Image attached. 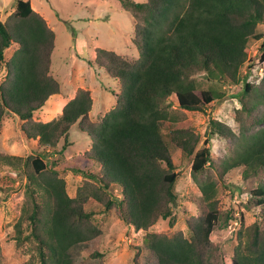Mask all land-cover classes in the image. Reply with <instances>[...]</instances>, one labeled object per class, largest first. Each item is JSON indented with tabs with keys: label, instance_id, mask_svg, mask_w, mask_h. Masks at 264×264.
I'll return each instance as SVG.
<instances>
[{
	"label": "trees",
	"instance_id": "trees-1",
	"mask_svg": "<svg viewBox=\"0 0 264 264\" xmlns=\"http://www.w3.org/2000/svg\"><path fill=\"white\" fill-rule=\"evenodd\" d=\"M118 1L133 18L139 57L96 49L95 64L117 80L119 90L108 88L116 104L95 120L87 88L77 90L58 118L37 119L48 99L63 93L52 72L56 32L30 0H16L8 19L0 18V130L11 114L22 122L25 139L36 143V152L26 156L0 150V168L26 180V200L15 224L17 245L32 252L26 264H73L72 250L102 237L113 213L142 231L143 246L158 264H223L212 234L237 219L221 204L232 185L228 177L238 171L244 179H258L249 201L257 220L246 225L244 213L238 218L242 229L231 263L264 264V76L260 83L247 82L238 98V129L210 119L203 141L181 115L205 112L227 96L219 85L241 83L250 41L264 38L259 31L264 0ZM260 50L264 62V39ZM75 126L90 137L91 146L60 159L72 145ZM214 136L230 142L220 158L210 146ZM176 149L191 165L201 191L194 199L198 214L186 218L188 234L153 230L160 220H168L170 229L178 223L174 208L181 167L173 157ZM52 155L58 156L49 164L45 157ZM58 164L82 176L76 196L69 194ZM3 190L9 189L0 186ZM88 255L105 257L99 250Z\"/></svg>",
	"mask_w": 264,
	"mask_h": 264
},
{
	"label": "rangeland",
	"instance_id": "rangeland-1",
	"mask_svg": "<svg viewBox=\"0 0 264 264\" xmlns=\"http://www.w3.org/2000/svg\"><path fill=\"white\" fill-rule=\"evenodd\" d=\"M34 9L39 12L56 32V46L52 56V72L62 84L63 93L58 99L51 96L44 108L36 113L38 120L52 121L58 118L64 103L74 97L79 88L92 91L94 107L92 119L105 116L116 104V96L112 90H119L117 80L111 78L103 69L95 64L96 49L104 48L118 54L139 57V51L133 42L134 26L131 14L125 11L118 0H30ZM144 2L145 0H135ZM16 0H0V18L6 21L14 12ZM259 31L264 33V25ZM264 39V38H263ZM263 39H252L249 43L250 60L243 67L242 81L239 85L221 84L227 96L208 105L205 112H183L182 117L196 127L203 136L209 135V121L216 119L238 129L234 119L235 108H240L239 97L243 94L247 82L260 83L264 76V62L260 61V45ZM13 49L7 56L10 57ZM251 67V68H250ZM201 75L200 77H202ZM4 79L0 76V81ZM223 85V86H222ZM204 82L202 87L207 88ZM174 100V99H173ZM175 108V105H174ZM22 122L11 114H7L0 130V150L13 155L26 156L36 152V143L25 139L21 130ZM72 145L60 159H69L77 154L85 153L91 146L90 137L81 132L77 126L70 132ZM64 142L61 143L63 145ZM230 142L214 136L210 142L216 158L228 152ZM56 156H46L49 164ZM175 162L181 167L176 184L178 204L174 208L178 223L170 229L168 220H160L154 231L169 232L182 230L188 234L186 218L198 214V205L194 199L201 196V191L191 176V165L182 161L180 150H173ZM63 177L67 180V189L71 196H76L82 185V176L71 167L59 165ZM231 188L221 204L222 210L234 211L237 219H231L226 228H217L212 240L221 248L223 264H232L234 249L238 245V234L242 229L241 214H245L246 225L257 220L256 208L249 205L251 188L257 185L258 179H244L241 173L233 172L228 177ZM26 180L15 171L0 168V186L8 188V192L0 191V259L2 264H26L32 252L25 246H18L15 238V224L21 216L25 197ZM100 218V216L98 215ZM102 217V216H101ZM239 218V219H238ZM105 253L104 258H88L94 251ZM73 264H158L153 252L143 246V233L128 227L114 213L105 222L104 235L95 241L80 245L71 252Z\"/></svg>",
	"mask_w": 264,
	"mask_h": 264
},
{
	"label": "crops",
	"instance_id": "crops-1",
	"mask_svg": "<svg viewBox=\"0 0 264 264\" xmlns=\"http://www.w3.org/2000/svg\"><path fill=\"white\" fill-rule=\"evenodd\" d=\"M48 24H49V23H48ZM58 95H60V94H55V95H53V99H58V98H57ZM71 98H73V97H71ZM65 104H66V103H64V106H65ZM36 117H37V119H38V115H36ZM44 122H47V121H44Z\"/></svg>",
	"mask_w": 264,
	"mask_h": 264
}]
</instances>
